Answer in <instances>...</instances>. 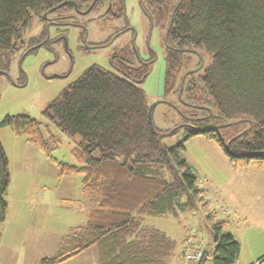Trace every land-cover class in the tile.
<instances>
[{
	"label": "trees",
	"instance_id": "16d2710c",
	"mask_svg": "<svg viewBox=\"0 0 264 264\" xmlns=\"http://www.w3.org/2000/svg\"><path fill=\"white\" fill-rule=\"evenodd\" d=\"M126 1L0 0V77L9 72L16 54L21 57L58 44L64 35L61 28L79 27V16L93 15L90 20L99 21L102 29L124 21L106 43L127 31L132 37ZM136 2L148 27L161 32L163 98L174 96L183 116L180 123L194 118L195 129L174 130L170 135L184 132L176 145L161 143L158 134L163 132L154 126L152 130L148 123L149 106L142 89L153 54L139 60L130 42L110 57V70L88 67L49 102L41 112L48 124L24 114L4 117L1 125L22 136L53 164L58 180L81 174V188L92 202L86 222L61 239L55 255L37 264H63L89 251L95 255V264H167L176 243L144 221L193 213L198 201L208 205L197 177L181 157L184 144L193 137L217 142L233 165H264V0ZM89 8L87 14H80ZM51 16L57 23L51 26L56 35L37 47L46 37L45 21ZM35 21L43 24L40 33L25 39ZM201 60L203 67L190 72ZM237 120H249L252 127L248 130L249 124L243 123L245 132L238 137L242 130L220 135L218 126ZM50 124L67 137L79 138L71 150L78 165L53 156L60 138L50 132ZM8 167L0 142V224L8 210ZM214 215L211 211L206 218ZM224 227L223 221L210 225L211 264H234L238 259L240 246ZM207 257L206 252L205 263Z\"/></svg>",
	"mask_w": 264,
	"mask_h": 264
},
{
	"label": "rangeland",
	"instance_id": "374dc122",
	"mask_svg": "<svg viewBox=\"0 0 264 264\" xmlns=\"http://www.w3.org/2000/svg\"><path fill=\"white\" fill-rule=\"evenodd\" d=\"M92 17H77L79 27H62L64 35L58 44L52 43L21 57L16 54L7 77H0V142L9 160L10 174L5 197L8 212L5 222L0 224V264H37L41 258L52 257L58 252L61 239L86 222L92 207L90 197L81 188V174L58 180L53 164L22 136L1 125L4 117L24 114L43 125L48 124L41 117L47 104L88 67L95 65L110 70V57L130 42L139 60H146L153 54L149 75L142 84L148 106L154 105L153 126L166 133L181 125L183 116L174 105V96L163 98L162 94L165 65L161 32L148 27L136 0L126 1L125 17L133 31L132 37L127 31L106 43L113 29L122 27L124 21L102 29L99 21L90 20ZM51 18L54 17L46 18L45 30L49 25L48 39L53 41L56 32L51 27L54 25ZM42 26L35 21L25 39L38 35ZM86 45L102 46L84 53L81 48ZM181 109L184 112L185 108ZM243 127V124L226 127L219 129V133L233 135ZM49 128L60 138V146L53 156L78 165L71 150L79 138L65 136L52 124ZM183 137L184 132L179 130L175 135L159 138L164 146H173ZM181 157L197 177L208 205L203 207L198 201L193 213L146 217L144 225L164 232L176 243L174 251H179L176 264H180L181 253L189 246V242H185L187 235L193 232L194 239L202 242L198 250L207 251L205 264H211L214 242L210 225L223 221L224 231L240 246L234 264H264V165H233L217 142L203 136L187 140ZM211 211L215 215L207 219ZM188 248L195 250L193 246ZM70 263L95 264V255L89 251Z\"/></svg>",
	"mask_w": 264,
	"mask_h": 264
},
{
	"label": "water",
	"instance_id": "95a60500",
	"mask_svg": "<svg viewBox=\"0 0 264 264\" xmlns=\"http://www.w3.org/2000/svg\"><path fill=\"white\" fill-rule=\"evenodd\" d=\"M89 10H90V8H89L87 11H85V12H80V14H82V15L87 14V13L89 12ZM48 28H49V25H46V32H47V34H46V39H45L43 42H46V40H48V36H49ZM84 44H85V42H84ZM38 46H40V45H38ZM202 65H203V60H201V63H200V65H199L198 68H196L195 70L190 71V72H196V71L200 70L201 67H202ZM187 74H188V73H186L184 76H186ZM6 75H7V74H6ZM183 78H184V77H183ZM182 81H183V79H182ZM181 85H182V84H181ZM153 107H154V105L148 108V123H149V125H150V127H151L152 130H153V124H152V119H151V112H152V110H153ZM243 123H248V124H249V128H248V130L252 127V123H251L249 120H237V121H234V122H231V123H228V124H224V125L218 126L217 128L222 129V128L232 127V126H236V125L243 124ZM184 126H185L184 124H181V125L175 127L174 129H172L171 131L167 132V133H159V134H158V137L168 136V135H170L174 130H178V129L184 127ZM211 130H216V127H215V128H212V129L201 130V131H211ZM244 132H245V131H243L242 133L238 134L236 137L242 135ZM236 137H234V138H236ZM230 142H231V141H228V142L226 143V145H225V149H226L227 151L229 150V144H230ZM233 156H235V157H242V156H244V155H235V154H233ZM205 259H206V251L203 250V251L201 252V258H200V260H199V262H198L197 264H202V263L205 261Z\"/></svg>",
	"mask_w": 264,
	"mask_h": 264
},
{
	"label": "built area",
	"instance_id": "2783aa9c",
	"mask_svg": "<svg viewBox=\"0 0 264 264\" xmlns=\"http://www.w3.org/2000/svg\"><path fill=\"white\" fill-rule=\"evenodd\" d=\"M187 239L185 242H189V246L195 247V250H192L188 247L183 249L181 253V258H180V264H197L201 258V251H199V248H202V242L200 241L199 238L194 239V233L192 232L190 235H187ZM194 239V241H192ZM192 241V242H191ZM205 264V263H203Z\"/></svg>",
	"mask_w": 264,
	"mask_h": 264
},
{
	"label": "flooded vegetation",
	"instance_id": "af4514ba",
	"mask_svg": "<svg viewBox=\"0 0 264 264\" xmlns=\"http://www.w3.org/2000/svg\"><path fill=\"white\" fill-rule=\"evenodd\" d=\"M52 24H54L55 25V23L54 22H51ZM81 26V25H80ZM98 46H102V45H98ZM98 46H83L81 49H84V50H86L87 52H89V50H93L94 48H98ZM83 51V50H82ZM84 52V51H83ZM84 53H86V52H84ZM152 60V59H151ZM149 62V61H148ZM202 67H203V65H202ZM201 67V68H202ZM5 77H7L6 75H4ZM194 118H190V120L189 119H186V123H184L185 124V126H186V128L188 129V130H193V129H195V127H193V123H194Z\"/></svg>",
	"mask_w": 264,
	"mask_h": 264
},
{
	"label": "crops",
	"instance_id": "0c3cea01",
	"mask_svg": "<svg viewBox=\"0 0 264 264\" xmlns=\"http://www.w3.org/2000/svg\"><path fill=\"white\" fill-rule=\"evenodd\" d=\"M8 205V204H7ZM8 212V210H7ZM240 253V252H239ZM178 256H179V251H173L172 255L170 256V258L167 260V264H176L178 261ZM239 256V255H238ZM73 259L68 260L67 262L63 263V264H71L70 262H72ZM237 261V260H236ZM253 264V263H252ZM255 264V263H254Z\"/></svg>",
	"mask_w": 264,
	"mask_h": 264
}]
</instances>
